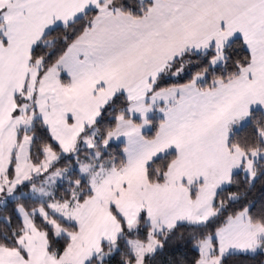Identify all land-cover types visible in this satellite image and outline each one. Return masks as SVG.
Segmentation results:
<instances>
[{"label": "snow or ice", "instance_id": "snow-or-ice-1", "mask_svg": "<svg viewBox=\"0 0 264 264\" xmlns=\"http://www.w3.org/2000/svg\"><path fill=\"white\" fill-rule=\"evenodd\" d=\"M234 257L264 258V0H0V264Z\"/></svg>", "mask_w": 264, "mask_h": 264}, {"label": "trees", "instance_id": "trees-1", "mask_svg": "<svg viewBox=\"0 0 264 264\" xmlns=\"http://www.w3.org/2000/svg\"><path fill=\"white\" fill-rule=\"evenodd\" d=\"M122 147L123 145H121V148ZM258 195H259L258 192L253 193V196H258ZM261 260H264V258L258 257L256 260H252L243 257H234L232 261H230V264H260Z\"/></svg>", "mask_w": 264, "mask_h": 264}]
</instances>
